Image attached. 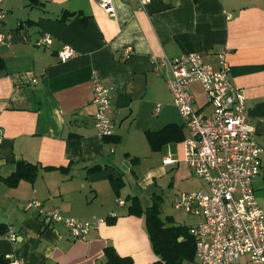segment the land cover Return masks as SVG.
<instances>
[{
	"label": "crops",
	"instance_id": "0c3cea01",
	"mask_svg": "<svg viewBox=\"0 0 264 264\" xmlns=\"http://www.w3.org/2000/svg\"><path fill=\"white\" fill-rule=\"evenodd\" d=\"M112 3L115 17L97 0L6 4L0 44V264L8 256L25 264H98L109 246L133 264L158 260L145 211L153 204L147 192L163 150L151 148L147 132L178 124L186 137L188 129L154 59L200 53L219 68L217 53L226 51L231 83L245 95L264 158V0ZM45 34L53 39L49 47L39 45ZM66 45L76 54L61 61L58 53ZM95 77L111 90L116 129L104 140L95 125ZM191 91L196 109L212 113L201 85L193 84ZM179 146L178 158L169 156L181 166L183 142ZM169 156L163 168L175 165L164 163ZM21 162L34 167L36 176L11 185L7 180ZM188 170L178 172L182 181L191 175ZM262 170L255 193L264 210ZM134 199L140 210L132 213ZM33 200L66 217L101 222L76 240L64 224L46 225L36 210L26 209ZM11 227L19 235L14 243L8 239ZM234 264L254 263L245 256Z\"/></svg>",
	"mask_w": 264,
	"mask_h": 264
},
{
	"label": "built area",
	"instance_id": "2783aa9c",
	"mask_svg": "<svg viewBox=\"0 0 264 264\" xmlns=\"http://www.w3.org/2000/svg\"><path fill=\"white\" fill-rule=\"evenodd\" d=\"M8 1L0 0V44L5 40ZM140 1L142 6L151 2ZM97 2L115 17L112 0ZM52 43L48 34L39 41V45L45 47ZM75 54V50L66 45L58 56L61 61H67ZM217 59L219 68L207 64L200 53L153 60L156 69L166 77L174 104L188 129V136L183 141L184 162L206 185V189L181 193L174 200L176 209L197 219L190 229L195 254L186 264H234L245 256L254 264H264V210L254 188V180L262 171L263 149L254 138L245 95L231 83L226 51L218 52ZM196 83L201 85L207 102L214 107L210 114L195 107L191 86ZM93 85L98 136L102 140L109 139L116 129L112 120L111 90L98 77L93 80ZM3 132L0 125V144L4 139ZM176 162L170 156L164 160L166 165ZM26 209L36 210L46 225L64 224L76 240L85 239L101 222L66 217L59 209H44L37 200L27 202ZM18 238L11 227L8 239L14 243ZM7 258V264H25L22 259Z\"/></svg>",
	"mask_w": 264,
	"mask_h": 264
},
{
	"label": "trees",
	"instance_id": "16d2710c",
	"mask_svg": "<svg viewBox=\"0 0 264 264\" xmlns=\"http://www.w3.org/2000/svg\"><path fill=\"white\" fill-rule=\"evenodd\" d=\"M147 138L154 151H161L167 145L174 142H183L185 132L178 124H169L157 132H147ZM36 171L34 167L26 163H19L15 174L8 179V183L16 185L23 178L34 179ZM115 186L117 184L114 183ZM140 210V204L133 200L131 212ZM161 206L157 196H153V204L145 211L146 224L151 244L158 260L152 264H185L192 260L195 254V242L190 231L181 226L167 225L161 219ZM140 214V213H139ZM105 260L98 264H133L130 257H122L112 246L104 250Z\"/></svg>",
	"mask_w": 264,
	"mask_h": 264
},
{
	"label": "rangeland",
	"instance_id": "374dc122",
	"mask_svg": "<svg viewBox=\"0 0 264 264\" xmlns=\"http://www.w3.org/2000/svg\"><path fill=\"white\" fill-rule=\"evenodd\" d=\"M203 100L204 98L202 97L201 102ZM181 122L185 124L183 118L181 119ZM180 144L181 142H174L169 145L172 146L170 149H168V146H166L162 153L156 156L157 158L155 160V168L159 167V169L156 170L158 171V176L155 179L154 186H152L147 193L152 197L156 194L157 200L161 206V219L167 223V225L181 226L187 228L190 231V229L195 225L197 219L183 210L176 209L174 206V200L177 195L181 193L205 189L206 185L201 179L196 177V175L191 170H188L185 164H182L181 166L175 164L166 168L162 167L164 156L170 155L174 158H178L180 153ZM261 159L263 163L262 169H264V158L261 157ZM182 168L192 172L191 175H188L184 181L180 179V175L178 174L179 171H182ZM261 176V179H263V172L261 173ZM258 180L259 178L254 180V188L256 190Z\"/></svg>",
	"mask_w": 264,
	"mask_h": 264
}]
</instances>
